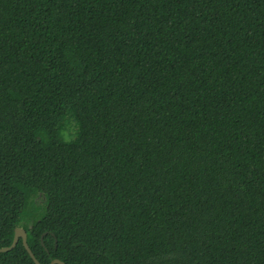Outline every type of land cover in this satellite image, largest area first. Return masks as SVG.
<instances>
[{
	"label": "trees",
	"instance_id": "1",
	"mask_svg": "<svg viewBox=\"0 0 264 264\" xmlns=\"http://www.w3.org/2000/svg\"><path fill=\"white\" fill-rule=\"evenodd\" d=\"M15 227L40 264H264V0H0Z\"/></svg>",
	"mask_w": 264,
	"mask_h": 264
},
{
	"label": "water",
	"instance_id": "2",
	"mask_svg": "<svg viewBox=\"0 0 264 264\" xmlns=\"http://www.w3.org/2000/svg\"><path fill=\"white\" fill-rule=\"evenodd\" d=\"M45 233L41 234L40 239L42 240V237ZM20 239V242L25 249L26 253L28 254L29 258L32 260L33 264H40L37 262V260L34 258L33 254L29 250L27 244H26V233L25 231L20 227H15L13 230V236L12 240L9 246L0 248V253L10 251L17 243V241ZM47 264H64L63 262L59 261L58 259H52Z\"/></svg>",
	"mask_w": 264,
	"mask_h": 264
},
{
	"label": "flooded vegetation",
	"instance_id": "3",
	"mask_svg": "<svg viewBox=\"0 0 264 264\" xmlns=\"http://www.w3.org/2000/svg\"><path fill=\"white\" fill-rule=\"evenodd\" d=\"M40 237H41V235H40ZM19 240H20V239H19ZM39 240H40V243H42V242H41V239H39Z\"/></svg>",
	"mask_w": 264,
	"mask_h": 264
}]
</instances>
